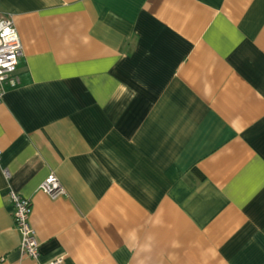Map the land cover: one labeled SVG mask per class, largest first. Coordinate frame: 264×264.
<instances>
[{
  "label": "crops",
  "instance_id": "obj_1",
  "mask_svg": "<svg viewBox=\"0 0 264 264\" xmlns=\"http://www.w3.org/2000/svg\"><path fill=\"white\" fill-rule=\"evenodd\" d=\"M0 16L22 45L0 103V264H264V0H0Z\"/></svg>",
  "mask_w": 264,
  "mask_h": 264
},
{
  "label": "built area",
  "instance_id": "obj_2",
  "mask_svg": "<svg viewBox=\"0 0 264 264\" xmlns=\"http://www.w3.org/2000/svg\"><path fill=\"white\" fill-rule=\"evenodd\" d=\"M21 56L22 45L12 20L9 17L0 16V103L7 90L19 86L17 69ZM39 189L50 199L65 195L63 187L53 173L43 180ZM9 200L12 206L14 227L20 235V252L35 260L39 254V244L29 223L30 202L13 192L9 194ZM60 262L57 260L53 264H60Z\"/></svg>",
  "mask_w": 264,
  "mask_h": 264
}]
</instances>
